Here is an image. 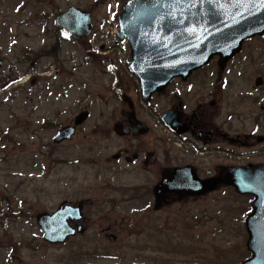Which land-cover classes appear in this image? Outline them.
Masks as SVG:
<instances>
[{"label":"rangeland","instance_id":"374dc122","mask_svg":"<svg viewBox=\"0 0 264 264\" xmlns=\"http://www.w3.org/2000/svg\"><path fill=\"white\" fill-rule=\"evenodd\" d=\"M125 1L0 0V264H238L249 257L250 196L220 188L169 195L155 206L152 195L126 190L154 177L97 173L85 157V142L111 124L128 81L115 73L130 59L127 42L115 36ZM70 6L91 12L92 32L79 41L63 40L53 24ZM224 72L234 125L252 133L258 117L256 133L264 136V36L247 40ZM84 110L89 116L72 139L55 144L57 130ZM259 151L264 159V144ZM64 201L83 203L84 231L47 243L35 216Z\"/></svg>","mask_w":264,"mask_h":264},{"label":"water","instance_id":"95a60500","mask_svg":"<svg viewBox=\"0 0 264 264\" xmlns=\"http://www.w3.org/2000/svg\"><path fill=\"white\" fill-rule=\"evenodd\" d=\"M64 39H81L91 33L90 13L69 7L54 20ZM264 35V0H127L119 13V39H127L131 50L130 69L138 78L144 96L161 90L172 78L186 76L219 56V65L241 51L242 43ZM262 79L257 78L256 85ZM86 116L76 118L79 124ZM73 127L62 128L56 141L69 138ZM261 140V139H259ZM233 185L240 194L253 196L251 213L245 219L246 248L251 256L240 264H264V166L233 167L224 178L199 180L182 170L169 171L155 188L157 204L163 192L202 194L217 182ZM81 204H61L51 213H40L36 223L48 243H64L76 230L69 220L82 218Z\"/></svg>","mask_w":264,"mask_h":264},{"label":"flooded vegetation","instance_id":"af4514ba","mask_svg":"<svg viewBox=\"0 0 264 264\" xmlns=\"http://www.w3.org/2000/svg\"><path fill=\"white\" fill-rule=\"evenodd\" d=\"M128 60L121 71L115 70L120 78L123 74L128 78L117 92L121 106L113 112L111 124L99 126L98 135L83 148L97 173L152 176L156 183H133L126 189L147 197L153 196L155 186L169 170L207 179L223 177L229 167L264 164L259 156V144L264 143H259L256 133L258 117L252 133H243L234 125L230 100L225 96V69L219 68L218 57L186 76L174 77L148 98L129 72ZM211 67L216 70L208 71ZM220 188L230 187L220 183ZM106 236L112 238L113 234Z\"/></svg>","mask_w":264,"mask_h":264}]
</instances>
